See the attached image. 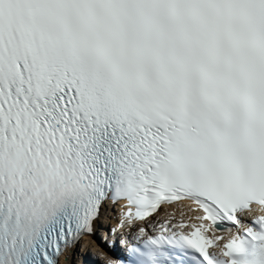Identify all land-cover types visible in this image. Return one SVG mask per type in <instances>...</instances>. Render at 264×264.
<instances>
[{"label":"snow or ice","instance_id":"1","mask_svg":"<svg viewBox=\"0 0 264 264\" xmlns=\"http://www.w3.org/2000/svg\"><path fill=\"white\" fill-rule=\"evenodd\" d=\"M85 238L79 264H264V0H0V264Z\"/></svg>","mask_w":264,"mask_h":264},{"label":"bare ground","instance_id":"2","mask_svg":"<svg viewBox=\"0 0 264 264\" xmlns=\"http://www.w3.org/2000/svg\"><path fill=\"white\" fill-rule=\"evenodd\" d=\"M167 211L170 212V213H173L175 219L178 221V219L180 218V215H181V211H182V210H181L180 208H176V209H167ZM183 212H184L185 215L187 216V209H186V208L183 209ZM161 219H164V217H161ZM84 244H85L86 246H90V247H92L94 250H98V251L100 252L97 243H96L93 239H91V238H86V241H85Z\"/></svg>","mask_w":264,"mask_h":264}]
</instances>
